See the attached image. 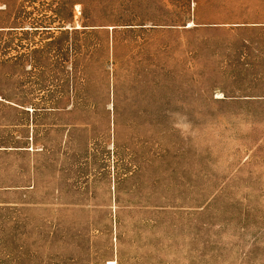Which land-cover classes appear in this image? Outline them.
<instances>
[{"label": "rangeland", "instance_id": "1", "mask_svg": "<svg viewBox=\"0 0 264 264\" xmlns=\"http://www.w3.org/2000/svg\"><path fill=\"white\" fill-rule=\"evenodd\" d=\"M0 98V264H264V0H0Z\"/></svg>", "mask_w": 264, "mask_h": 264}, {"label": "bare ground", "instance_id": "2", "mask_svg": "<svg viewBox=\"0 0 264 264\" xmlns=\"http://www.w3.org/2000/svg\"><path fill=\"white\" fill-rule=\"evenodd\" d=\"M189 26H191V24H189ZM108 264H115V262L110 261V262H108Z\"/></svg>", "mask_w": 264, "mask_h": 264}, {"label": "crops", "instance_id": "3", "mask_svg": "<svg viewBox=\"0 0 264 264\" xmlns=\"http://www.w3.org/2000/svg\"><path fill=\"white\" fill-rule=\"evenodd\" d=\"M0 100H2V99L0 98Z\"/></svg>", "mask_w": 264, "mask_h": 264}]
</instances>
